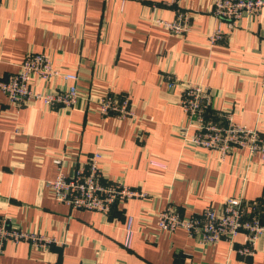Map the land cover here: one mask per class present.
Masks as SVG:
<instances>
[{
  "label": "crops",
  "instance_id": "crops-1",
  "mask_svg": "<svg viewBox=\"0 0 264 264\" xmlns=\"http://www.w3.org/2000/svg\"><path fill=\"white\" fill-rule=\"evenodd\" d=\"M209 9L210 0H0L1 76L15 73L27 53H43L58 70L76 73L81 90L126 95L134 112L103 116L95 100L71 109L15 105L0 91V217L58 242L45 252L5 243L0 264H264V237L251 257H241V234L233 246H201L183 229L156 225L168 204L188 217L228 197L260 201L264 223V159L236 149L221 160L185 145L178 94L161 78L202 83L212 110L232 111L234 122L264 134V8L213 45L208 35L227 26ZM180 13L192 24L181 36L151 22ZM93 153L109 180L147 196L116 204L107 216L56 202L45 186L56 174L52 159L61 157L69 175ZM129 219L133 237L124 249Z\"/></svg>",
  "mask_w": 264,
  "mask_h": 264
},
{
  "label": "built area",
  "instance_id": "built-area-1",
  "mask_svg": "<svg viewBox=\"0 0 264 264\" xmlns=\"http://www.w3.org/2000/svg\"><path fill=\"white\" fill-rule=\"evenodd\" d=\"M264 8V0H210L209 12L218 21H224L227 32L218 25L210 35L211 45L226 38L228 32L237 27L242 17L255 16ZM156 11L155 7H151ZM151 22L172 35L181 36L191 30L188 13H180L173 20L153 17ZM261 84L264 87V57ZM167 89L178 94V104L186 117V124L180 128L182 142L188 147L202 148L218 153L222 160L236 149H244L249 156L259 154L264 159V134L256 127H247L233 121L232 111H214L211 108V91L200 82L180 80L174 74H162ZM38 82L46 86L36 89ZM76 73L62 72L43 53L29 52L15 73L6 77L0 75V91L15 105L35 101L47 108L71 109L78 101L96 102L101 115H115L120 119L133 118L134 112L129 97H117L105 93L95 97L90 91L81 90ZM18 130H15L17 133ZM98 153L73 169L71 174L62 170L61 157L52 159L56 174L46 181V188L54 200L76 210H87L107 216L116 204L130 199H143L147 194L133 189L120 181H111L99 167ZM260 201H246L243 198H226L219 208L205 207L201 212L183 217L177 207L168 204L156 213L158 230L172 233L183 229L201 246L225 241L231 246L238 234L243 235L241 246L235 252L241 257H251L257 241L264 237V223L261 221ZM133 237L131 221L124 227L122 247L129 249ZM28 243L43 252L57 244L45 234L26 231L0 217V253L5 243Z\"/></svg>",
  "mask_w": 264,
  "mask_h": 264
}]
</instances>
